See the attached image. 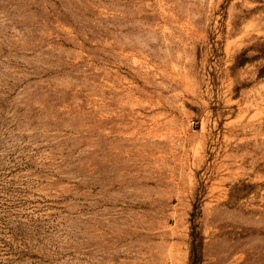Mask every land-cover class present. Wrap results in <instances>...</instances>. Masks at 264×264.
Returning <instances> with one entry per match:
<instances>
[{
  "label": "rangeland",
  "instance_id": "obj_1",
  "mask_svg": "<svg viewBox=\"0 0 264 264\" xmlns=\"http://www.w3.org/2000/svg\"><path fill=\"white\" fill-rule=\"evenodd\" d=\"M0 264H264V0H0Z\"/></svg>",
  "mask_w": 264,
  "mask_h": 264
}]
</instances>
